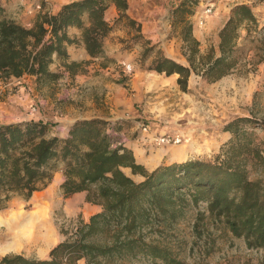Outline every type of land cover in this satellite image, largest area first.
<instances>
[{
  "label": "trees",
  "instance_id": "16d2710c",
  "mask_svg": "<svg viewBox=\"0 0 264 264\" xmlns=\"http://www.w3.org/2000/svg\"><path fill=\"white\" fill-rule=\"evenodd\" d=\"M110 4L120 12L113 24L105 18ZM192 4L183 0L174 12L178 22L185 23L184 55L189 66L163 55L148 68L168 77L177 74L183 92H188L192 73H202L212 83L231 74L237 67L241 30L257 25L252 6H235L219 34L220 56L213 49L200 56L193 26L184 18L194 15ZM128 8L127 0H77L56 14L40 12L33 26L26 28L7 17L0 0V78L31 75L40 85L56 82L63 74L50 70L55 59L66 71L77 72L80 64L69 62L67 48L76 40L68 30L81 29L90 57H102L106 38L123 22L141 31L140 24L127 15ZM150 53H143L142 65ZM255 124L250 118L228 123L225 131L232 137L212 160L191 159L152 172L122 142L121 133L133 127L131 121L79 120L67 137L52 135V127L43 121L0 124V196L5 193L7 201L13 195L30 199L63 165L64 197L86 192L87 202L103 208L88 222L79 221L71 235L51 249L48 259L8 255L0 264H79L82 260L85 264L133 260L187 264L165 241L168 231L191 212L194 228L210 219L244 240L248 249H264V148L250 131ZM125 169L143 181L136 182Z\"/></svg>",
  "mask_w": 264,
  "mask_h": 264
},
{
  "label": "rangeland",
  "instance_id": "374dc122",
  "mask_svg": "<svg viewBox=\"0 0 264 264\" xmlns=\"http://www.w3.org/2000/svg\"><path fill=\"white\" fill-rule=\"evenodd\" d=\"M182 1L173 0L174 5L170 11L173 18L171 33L174 37H180L176 43L180 44L181 49L179 56L181 61L172 60L189 66L187 57L184 55L185 23L178 22V17L174 14L175 6L177 7ZM192 1L195 2V5H191L194 15L189 17V14H185L184 18L192 24L193 37L197 40L201 38L203 31L199 24L196 27L195 20L196 23L200 22L198 19L202 16L207 4H212L213 15L215 13L220 19L219 26H221L225 18L230 17L232 9L246 0ZM245 4L253 7L257 25L241 30L235 54L236 69L214 83L203 79L202 73H192L189 78L188 92H183L178 86L177 74L168 77L148 70L159 56H166L157 43L146 39L141 31L138 32L136 28L129 27L125 22L118 27L127 32L124 38L118 40V44H122L118 63L110 59L103 61L101 67L102 69L109 67L112 69L111 72L118 73V120L131 121L132 126L136 127L131 132L121 135L122 142H126L133 150L136 147H144L148 153H150L149 142L166 146L172 152H178L176 149L181 147L186 148L187 155L183 160L168 155L170 160H212L220 152L221 146L232 137L231 133L225 131L228 123L237 118H250L256 123L254 128L250 129L254 133L255 143L264 148V0H252V3ZM119 15L118 11V17ZM195 16L197 19H194ZM219 34L216 30L208 37V43L203 52L197 40L200 56H206L212 49L216 57L220 56L219 45L215 43V38ZM139 36L141 37L138 38ZM148 50H151V53L142 65V55ZM123 63L133 64L134 72L126 73ZM80 69H82L81 64L78 70ZM142 75L149 80L138 83V78ZM160 80H167V82L161 85ZM143 84L146 87L141 88ZM72 89L75 92H70ZM57 94L59 96H55ZM87 95L85 88L57 86V83L55 86L37 87L29 81L3 77L0 78V123L21 122L27 119L53 121L55 127H60L57 118H62L64 111L59 106L63 103L75 104L77 97L84 96L77 102L79 107H83L84 104L81 102L85 101ZM95 96L98 98L102 113H108L110 109L105 101V95L96 93ZM48 98L55 100L49 101ZM52 105H54L53 110L50 109ZM34 108H36L35 111H33ZM52 111L55 112L54 116L48 118V113ZM190 130L192 133L189 134ZM177 136L181 137V144L176 143ZM164 139L170 144L161 143ZM168 148L161 156L162 158L167 156V153L170 154L171 151H168ZM170 160L166 159L160 164L176 163ZM59 168L63 170V165ZM145 168L150 172L151 169ZM125 173L136 182L143 181L141 176L132 175L131 170L125 169ZM58 182L59 180L53 177L46 182L45 186L42 185L40 191H43L50 183L51 186H56ZM40 195V192L34 193L30 199L13 195L7 201L6 194H1L0 222L17 220L20 215L23 217L19 219L33 218L35 214L43 213L52 223L55 232L54 242L51 245L37 244L28 250L25 249L26 252L23 254L12 253L4 257L22 255L30 259H48L50 253L48 250L55 243L56 246L66 240L80 221L77 217L70 218L63 213V199L55 192L52 198L57 208ZM194 214L189 213L185 220L172 227L167 233L165 243L180 260L187 264H264V249H248L244 240L235 238L224 226L214 225L210 219L201 221L194 228ZM2 230L4 231V228ZM46 252L48 253L44 255ZM4 257L0 253V261ZM125 264L159 263L133 260Z\"/></svg>",
  "mask_w": 264,
  "mask_h": 264
},
{
  "label": "crops",
  "instance_id": "0c3cea01",
  "mask_svg": "<svg viewBox=\"0 0 264 264\" xmlns=\"http://www.w3.org/2000/svg\"><path fill=\"white\" fill-rule=\"evenodd\" d=\"M5 10L6 15L8 18L16 21L17 23L21 24L26 28H31L36 21L37 16L39 15V11L33 6L35 3H40L42 5V11H48L51 14H56L62 6L77 0H1ZM129 8L127 10V15L134 21H136L141 26V34L148 40L153 41V43H157L159 47L164 51L166 56L171 59H174L178 62L181 60L179 59L180 56V44L176 43L178 38L172 36V21L173 18L171 17L170 11L172 6L174 5L173 0H127ZM245 3H252V0H246L245 2H241L240 4ZM180 5V4H179ZM178 5V6H179ZM209 5L207 4L206 9ZM214 5H216L214 3ZM177 6V7H178ZM175 6V9H177ZM205 9V10H206ZM205 10L202 13V16L199 18H204V24L200 27L203 33L201 32V38H197L200 42V48L203 52V49L206 48V44L208 37L213 34L214 31L217 30L220 33L221 29L223 28L224 24L227 22L229 16L225 18V21L221 26L220 19L215 15H213V11L210 14H205ZM198 14V13H197ZM106 21L113 24L116 19L118 18V10L114 4H110L108 10L106 11L105 15ZM197 19V16L194 17ZM200 20V19H198ZM195 25L197 27L198 23ZM126 31L115 29L105 40L104 43V55L99 58H91L90 55L87 53L85 46L82 42V30L76 27L70 28L68 30V35L70 38L76 40V43L68 45V54H69V62H76L81 64L80 70H77L75 73H70L66 71L63 67L61 61L56 60L51 65L50 70L52 72H61L63 76L56 82L47 83V84H38L36 78L31 75H24L20 78L11 77V79L21 80V81H29L35 84L37 87H49L55 86H64L73 88H85L87 91V97L85 98L83 103V107H79L78 101L82 99V96L77 97V101L75 104L67 105V103L61 104L59 107L64 111L62 118H57V121L60 123V127L54 126L53 121H43L48 123L52 127V135H58L59 137H67L69 128L79 120H91V119H101L111 123L118 122V73L111 72L112 69L107 67L106 69H102L101 63L103 61H107V59H114L118 63V56L121 50L122 44H118V40L124 38L126 35ZM121 37V38H119ZM215 43L219 45L220 37L216 36ZM96 73H98L96 75ZM174 76V75H173ZM149 80L148 78H146ZM145 77L142 75L141 78H138V83L143 82L145 83ZM167 80L159 81V84L164 85ZM155 84V82H154ZM140 85V84H139ZM144 85V84H143ZM146 87V85L142 86ZM59 91V90H58ZM70 92H75L74 89L70 90ZM95 92V93H94ZM102 94L105 95L106 103L110 111L108 113H102L99 108L98 98H95V94ZM55 96H59L58 94ZM54 96V98H55ZM82 97V98H81ZM48 100H55L48 98ZM102 101V100H101ZM80 103V104H81ZM54 105L50 107L53 110ZM55 112H49L48 118L54 116ZM27 120V119H25ZM37 121V120H35ZM42 121V120H38ZM16 121H6L0 124H9L14 123ZM136 127L133 125L130 129L124 130L121 135L124 133L131 132ZM192 131H189V134ZM185 135V134H183ZM126 146L132 149L136 157V160L139 164L151 169L150 172L154 171L158 168L162 161L169 159L170 154H172V150H169L166 146H160L158 144H154L153 142H149V149L150 153L147 152L146 148H138L136 147L135 150L131 146H129L126 142ZM161 147V148H159ZM168 151H171L170 154L167 153L165 157H161L166 148ZM163 149V150H162ZM161 155V156H160ZM169 155V156H168ZM156 157V158H155ZM159 159V160H158ZM187 160V159H186ZM184 160V161H186ZM160 161V162H159ZM172 162H184V161H176L170 160ZM159 162V163H158ZM158 163V164H157ZM157 164V165H156ZM58 179V185L51 186L48 185L43 191L40 192L41 198L48 200V203H52V205H57L54 199L52 198V194L59 195L63 199L62 210L63 213L70 217V218H78L80 221L88 222L89 219L99 214L103 211L102 206L92 204L87 202V193L80 192L75 193L69 197H64L62 191V184L65 181V175L63 170H59L54 174V179ZM58 188V190H57ZM35 192V193H37ZM56 206L55 208H57ZM43 214V213H42ZM56 244V243H55ZM55 244L49 249L51 250ZM48 250V252H50ZM26 250H10L8 252H4L3 257L7 254H23ZM46 252L44 255H46ZM43 255V256H44ZM79 264H85L82 260Z\"/></svg>",
  "mask_w": 264,
  "mask_h": 264
},
{
  "label": "bare ground",
  "instance_id": "6f19581e",
  "mask_svg": "<svg viewBox=\"0 0 264 264\" xmlns=\"http://www.w3.org/2000/svg\"><path fill=\"white\" fill-rule=\"evenodd\" d=\"M176 138L178 139L176 143L181 144V137L177 136ZM161 143L170 144L166 139L162 140ZM185 149L183 147L178 148L176 149L178 152H172L170 156L173 155L183 160L187 155ZM19 217H23V215L18 216L17 220L0 222V253L10 250H28V248L37 244L51 245L54 242L55 232L52 223L44 214H35L33 218L26 219H19ZM2 228H4V231Z\"/></svg>",
  "mask_w": 264,
  "mask_h": 264
},
{
  "label": "built area",
  "instance_id": "2783aa9c",
  "mask_svg": "<svg viewBox=\"0 0 264 264\" xmlns=\"http://www.w3.org/2000/svg\"><path fill=\"white\" fill-rule=\"evenodd\" d=\"M35 8H36V10H38L39 12H42V5L40 4V3H35L34 5H33ZM212 11H213V6L212 5H210L206 10H205V14H210V13H212ZM45 12H48V11H45ZM48 13H50V12H48ZM199 24V26H203V24H204V19L202 18H200V22L198 23ZM123 65H124V69H125V72L126 73H128V74H132L133 72H134V66H133V64H126V63H123ZM36 110V108H34L33 109V111H35Z\"/></svg>",
  "mask_w": 264,
  "mask_h": 264
}]
</instances>
